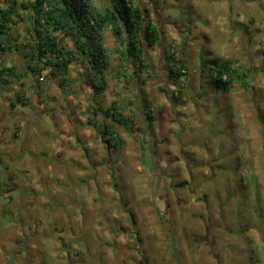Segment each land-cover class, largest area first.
<instances>
[{"label": "rangeland", "instance_id": "374dc122", "mask_svg": "<svg viewBox=\"0 0 264 264\" xmlns=\"http://www.w3.org/2000/svg\"><path fill=\"white\" fill-rule=\"evenodd\" d=\"M139 1L152 16L158 10L161 44L187 60L185 95L171 98L176 86L156 46L153 77L132 89L133 133L115 124L125 140L117 163L87 121L92 106L129 101L125 84L110 79L95 99L78 64L70 66L74 82L66 92L48 70L25 74L21 54L5 56L24 73V85L0 84V184L14 188L0 198V264L11 255L17 264H216L194 242L209 223L218 225L227 264H264V0H154L156 8ZM27 28L20 21L12 32L21 41ZM61 40L73 47L70 36ZM227 57L251 70L248 87L226 91L209 82L203 60ZM18 89L27 106H11ZM137 94L152 101L153 133Z\"/></svg>", "mask_w": 264, "mask_h": 264}, {"label": "trees", "instance_id": "16d2710c", "mask_svg": "<svg viewBox=\"0 0 264 264\" xmlns=\"http://www.w3.org/2000/svg\"><path fill=\"white\" fill-rule=\"evenodd\" d=\"M5 1L0 0L1 85H24L23 81H19L20 76L24 75L20 67L6 62L5 56L12 52L26 58L25 74H34L39 78L43 71L48 70L58 87L66 92L70 91L74 82L70 74L72 64L82 68L80 76L92 90L95 99L107 90L110 79L117 86L125 84L122 92L129 96V101L117 98L105 109L92 106L88 113L87 122L101 137L113 164L117 163V154L125 144L115 124L133 133L137 110L132 105L135 104L132 89H140L141 84H146L153 77V61L149 53L156 46L162 47L160 62L164 64L168 80L176 86L171 98L174 102L181 101L185 95L183 78L188 71L187 60L175 59L174 45L161 44L162 34L150 8L143 6L139 0H103L102 3L100 0ZM20 21L28 22L26 36L21 41L12 32L14 25ZM62 36L72 38V48L62 43ZM182 36L186 38L184 33ZM201 65L203 68L209 67V82L226 91L234 89L236 84L249 86L251 70L244 68L236 57L203 60ZM37 86H41L38 81ZM15 95L12 107L28 105V97L23 89L16 90ZM139 100L137 94L135 102L140 103L141 112L150 123L148 128L153 133L156 114L152 109V101ZM128 109L131 115L125 113ZM98 111L101 112L100 120L97 119ZM18 130L19 125H16L15 137ZM82 147L88 149L89 146L84 143ZM186 183V180H182L178 185ZM0 187V198L14 189L9 185L0 184ZM116 195L119 199V192ZM123 206L125 209L129 207L127 203ZM126 211L131 215L133 225H136L134 212L130 208ZM157 213L160 215L159 209ZM161 222L165 227L166 223L163 220ZM78 253L81 255L80 250ZM5 264H17L16 256L8 257Z\"/></svg>", "mask_w": 264, "mask_h": 264}, {"label": "flooded vegetation", "instance_id": "af4514ba", "mask_svg": "<svg viewBox=\"0 0 264 264\" xmlns=\"http://www.w3.org/2000/svg\"><path fill=\"white\" fill-rule=\"evenodd\" d=\"M159 1V0H158ZM157 1V2H158ZM153 2V5L155 6V8L157 7L156 6V3L154 0H152ZM159 3V2H158ZM155 16V17H154ZM153 16V19L154 18H157L158 21H157V24L159 26V30L161 31V34H162V39L161 41L163 42V39H164V35H163V30H162V27H161V22H160V19L158 18V10L156 9V12ZM155 20V19H154ZM159 22V23H158ZM173 24V22H172ZM145 117V116H144ZM150 131V130H149ZM152 154V153H151ZM153 155H151L152 157ZM160 175L159 174V178H158V183L160 182ZM167 208L168 206L166 207V211H167ZM218 227V225L216 226V224H213V223H209L207 224V227L205 228V231H204V234L199 236V237H196L194 239V242L197 244L198 247L202 248L203 246H207L208 247V252L210 253V255L212 256V258L215 260V263L216 264H227L226 261H223V257H222V254L218 252V249H217V241H216V234L214 233V229ZM229 229L225 228V232L228 231ZM248 230V229H247ZM231 232V231H229ZM260 234L261 232H263V227L262 229L259 231ZM261 239V244L263 245L264 243V240L262 238ZM260 242V241H259ZM262 256V260L264 261V252L263 254H261ZM230 264V263H229Z\"/></svg>", "mask_w": 264, "mask_h": 264}, {"label": "water", "instance_id": "95a60500", "mask_svg": "<svg viewBox=\"0 0 264 264\" xmlns=\"http://www.w3.org/2000/svg\"><path fill=\"white\" fill-rule=\"evenodd\" d=\"M134 97H136L135 94H134ZM167 232H168V230H167ZM168 237H169V234H168ZM168 237H167V239H168ZM166 242H167V244H168V240H167ZM167 246H168V245H167Z\"/></svg>", "mask_w": 264, "mask_h": 264}, {"label": "clouds", "instance_id": "9594fccd", "mask_svg": "<svg viewBox=\"0 0 264 264\" xmlns=\"http://www.w3.org/2000/svg\"><path fill=\"white\" fill-rule=\"evenodd\" d=\"M146 119V118H145ZM149 122L146 120V124H148ZM148 126V125H147ZM159 178V177H158ZM159 184V183H158Z\"/></svg>", "mask_w": 264, "mask_h": 264}]
</instances>
